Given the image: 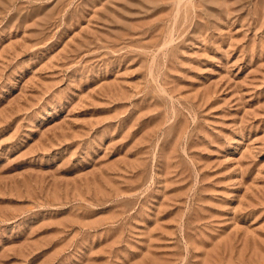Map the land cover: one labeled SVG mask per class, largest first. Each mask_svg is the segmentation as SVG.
I'll return each mask as SVG.
<instances>
[{
    "label": "rangeland",
    "instance_id": "1",
    "mask_svg": "<svg viewBox=\"0 0 264 264\" xmlns=\"http://www.w3.org/2000/svg\"><path fill=\"white\" fill-rule=\"evenodd\" d=\"M0 264H264V0H0Z\"/></svg>",
    "mask_w": 264,
    "mask_h": 264
}]
</instances>
